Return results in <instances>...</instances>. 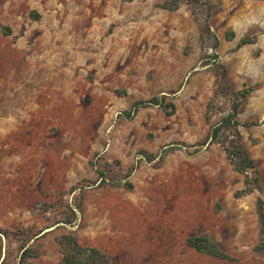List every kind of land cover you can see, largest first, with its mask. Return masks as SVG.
<instances>
[{
    "label": "rangeland",
    "instance_id": "obj_1",
    "mask_svg": "<svg viewBox=\"0 0 264 264\" xmlns=\"http://www.w3.org/2000/svg\"><path fill=\"white\" fill-rule=\"evenodd\" d=\"M163 1L0 0V228L14 233L1 261L5 246L15 264L28 234L45 233L29 263L58 264V239L74 231L112 264H264V0H212L231 84L259 85L238 116L257 125L238 129L261 183L242 197L244 176L223 148L202 145L231 110L221 98L207 108L214 52L187 6L169 12ZM247 34L256 43L237 48ZM163 95L174 114L123 115ZM195 235L233 259L188 247Z\"/></svg>",
    "mask_w": 264,
    "mask_h": 264
},
{
    "label": "trees",
    "instance_id": "obj_2",
    "mask_svg": "<svg viewBox=\"0 0 264 264\" xmlns=\"http://www.w3.org/2000/svg\"><path fill=\"white\" fill-rule=\"evenodd\" d=\"M186 5L196 22L200 24V40L202 44L208 48H211L214 52L215 75L217 78V85L213 94V97L207 106L208 111H211L216 99H227L231 102V110L228 112L221 122L216 125H212L210 131L206 137L205 142L202 144H219L226 153L227 159L233 166V169L244 176V188L237 192L236 197H242L249 195L259 187L261 183L260 171L255 159L250 155L247 147L244 144V138L239 131V126L252 127L257 125L254 121L240 122L238 119L239 114L244 110L248 97L252 92L258 88L257 85L244 87L241 90H236L231 84L228 78V69L224 64L219 62V56L217 49L219 47V39L213 33L211 27V20L215 11V4L212 0H164L158 5L159 8L175 12ZM31 16L37 20L40 16L38 13H31ZM234 32L229 31L227 33V40H232ZM257 41V34L245 35L237 45V48H241L245 45L255 44ZM167 96L155 97L150 100H140L134 102L131 110L125 111L123 115L126 118L131 119L139 110L144 108H150L159 106L165 109L169 115L174 114L175 104L172 101H166ZM102 177L105 176L103 172L100 173ZM106 183V181H103ZM121 183H117L114 186H120ZM125 186L129 190L133 189L131 183H127ZM256 212L259 223L260 240L257 249L264 251V199L258 197L256 201ZM67 223H72L67 220ZM13 232L7 229L0 228V264H7L11 257V252L8 247L5 246L6 258L1 261L2 254L4 252V245L2 238L9 239ZM45 234V233H44ZM41 233H30L26 242L16 249L15 264H30V259H37L40 256L39 248L30 244L31 240L36 242L39 238L43 237ZM60 252L62 258L58 264H112V260L107 253L100 248L94 246H88L82 244L74 231L63 234L58 239ZM187 246L195 249L197 252L213 256L221 260H232L228 254L223 252L216 242L207 235H195L187 239Z\"/></svg>",
    "mask_w": 264,
    "mask_h": 264
}]
</instances>
